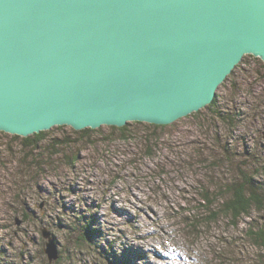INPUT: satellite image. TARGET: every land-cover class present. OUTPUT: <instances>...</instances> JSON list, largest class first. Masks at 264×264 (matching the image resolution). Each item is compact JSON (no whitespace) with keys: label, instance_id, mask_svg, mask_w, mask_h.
Wrapping results in <instances>:
<instances>
[{"label":"rangeland","instance_id":"rangeland-1","mask_svg":"<svg viewBox=\"0 0 264 264\" xmlns=\"http://www.w3.org/2000/svg\"><path fill=\"white\" fill-rule=\"evenodd\" d=\"M250 65L235 69L223 97L217 91L222 107H243L235 87ZM244 124L227 142L239 158L230 165L194 120L0 133V264H264L247 231L264 224V211L230 221L219 209L240 171L264 184V115ZM81 215L93 219L95 241L79 243L81 225H72ZM43 234L57 244V260L49 262Z\"/></svg>","mask_w":264,"mask_h":264},{"label":"water","instance_id":"water-1","mask_svg":"<svg viewBox=\"0 0 264 264\" xmlns=\"http://www.w3.org/2000/svg\"><path fill=\"white\" fill-rule=\"evenodd\" d=\"M248 55L264 63V0H0V133L168 126Z\"/></svg>","mask_w":264,"mask_h":264},{"label":"trees","instance_id":"trees-1","mask_svg":"<svg viewBox=\"0 0 264 264\" xmlns=\"http://www.w3.org/2000/svg\"><path fill=\"white\" fill-rule=\"evenodd\" d=\"M248 60H252L256 67L253 65H250L246 69L240 67L239 73L241 74V76H239V84L237 85L238 87H235L238 90V94L236 96L240 99L245 100L242 108L231 106L229 109L221 106V98L228 88V84L226 83L230 79V77L235 75L236 71H238L234 70L232 74L226 79V81L220 86V88L222 89V97L219 96V93L216 94V99L208 107L203 109L207 110L208 113L201 115L202 112L199 111L197 113L191 114L185 119H182L187 121L194 120L195 124L199 125V135L204 138L211 137L213 146H220L223 156V165H230L233 164L235 160H239V158L235 157V152L232 150V146H229L227 143L230 139L232 140L233 138H235V135L233 133L240 131L238 128L239 125L245 122V124L243 125L244 128H253L257 124H259V119L262 115H264V111H262V107L264 106V63L258 58H254L248 55L243 58L242 62L235 69H237L241 64L247 63ZM258 72L262 73L263 76L260 77ZM236 76L238 75H235L230 79L229 87L231 85V82L233 85L234 83L236 84V82H234L235 78H237ZM199 117H201L202 119L199 120ZM180 122L181 120L169 125V127H174ZM146 125L155 129L166 127L151 124ZM243 127L241 128L244 129ZM55 128L61 129V127ZM45 133L46 132L36 134L35 137L42 136ZM230 135H232L231 138ZM252 156L254 157V154H252ZM221 166L222 165H219V167ZM256 174L258 175L259 171H256ZM252 177L253 176L248 175L247 172L240 171V174L238 175L239 180L236 179L232 183L231 187H226L225 190L227 192L225 193H228L229 196L223 200V203L219 209L221 213L231 216L229 217L230 221H235V219L239 218L240 216H249L252 211H264V184L253 181ZM202 199L208 204L206 208L210 207L213 204V201L211 202L208 196H203ZM92 220L93 219H85V217L83 216L76 217L77 223L75 225H72V227L75 228L79 226V224L81 225L77 227L83 234V236H80L78 239L79 243H85L87 241L90 242V240L95 241L97 236H100L97 231H91V229L88 228L89 226H92ZM80 222H84V224H81ZM247 231H249L248 236L253 245L258 248H264V224L253 225ZM102 254H104V258H107L105 256V251ZM115 262H117V264H122L123 260ZM128 263V261L123 262V264Z\"/></svg>","mask_w":264,"mask_h":264},{"label":"bare ground","instance_id":"bare-ground-1","mask_svg":"<svg viewBox=\"0 0 264 264\" xmlns=\"http://www.w3.org/2000/svg\"><path fill=\"white\" fill-rule=\"evenodd\" d=\"M218 91V90H217ZM216 94H217V92H216ZM213 108V107H212ZM133 123H135V122H133ZM129 124V123H128ZM22 138V137H21ZM217 141V140H216ZM212 162V161H211ZM256 168V167H255ZM255 171V170H254ZM252 176V175H251ZM255 178V177H254ZM255 180V179H254ZM238 182V181H237ZM262 205V204H261Z\"/></svg>","mask_w":264,"mask_h":264},{"label":"flooded vegetation","instance_id":"flooded-vegetation-1","mask_svg":"<svg viewBox=\"0 0 264 264\" xmlns=\"http://www.w3.org/2000/svg\"><path fill=\"white\" fill-rule=\"evenodd\" d=\"M81 216H83V215H81Z\"/></svg>","mask_w":264,"mask_h":264}]
</instances>
